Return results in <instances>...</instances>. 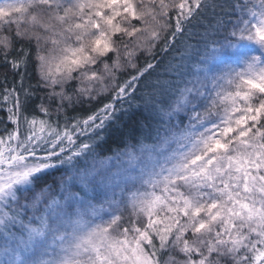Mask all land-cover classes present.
<instances>
[{
  "label": "snow or ice",
  "instance_id": "6c2138e0",
  "mask_svg": "<svg viewBox=\"0 0 264 264\" xmlns=\"http://www.w3.org/2000/svg\"><path fill=\"white\" fill-rule=\"evenodd\" d=\"M0 264H264V0H0Z\"/></svg>",
  "mask_w": 264,
  "mask_h": 264
},
{
  "label": "trees",
  "instance_id": "16d2710c",
  "mask_svg": "<svg viewBox=\"0 0 264 264\" xmlns=\"http://www.w3.org/2000/svg\"><path fill=\"white\" fill-rule=\"evenodd\" d=\"M117 143H118V140H117L116 136L113 135V136H111V137L109 138V140H108V144L106 145V147L111 146V147L115 148L116 145H117Z\"/></svg>",
  "mask_w": 264,
  "mask_h": 264
}]
</instances>
